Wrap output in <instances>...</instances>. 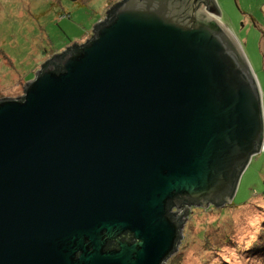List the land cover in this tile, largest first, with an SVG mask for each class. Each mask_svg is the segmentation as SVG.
<instances>
[{
    "label": "water",
    "instance_id": "1",
    "mask_svg": "<svg viewBox=\"0 0 264 264\" xmlns=\"http://www.w3.org/2000/svg\"><path fill=\"white\" fill-rule=\"evenodd\" d=\"M102 12L0 98V264H165L188 206L231 201L259 151L258 81L213 0Z\"/></svg>",
    "mask_w": 264,
    "mask_h": 264
},
{
    "label": "rangeland",
    "instance_id": "2",
    "mask_svg": "<svg viewBox=\"0 0 264 264\" xmlns=\"http://www.w3.org/2000/svg\"><path fill=\"white\" fill-rule=\"evenodd\" d=\"M115 1L0 0V98L22 96L24 82L35 77L41 63L71 41L90 37L93 23L104 19L102 11ZM213 1L254 71L264 127V0ZM235 189L229 205L188 206L181 241L165 264L174 257L173 264H249L247 240L254 239L255 228L250 220L264 219V148L251 155ZM225 226L228 234L222 233ZM251 261L264 264V256Z\"/></svg>",
    "mask_w": 264,
    "mask_h": 264
},
{
    "label": "trees",
    "instance_id": "3",
    "mask_svg": "<svg viewBox=\"0 0 264 264\" xmlns=\"http://www.w3.org/2000/svg\"><path fill=\"white\" fill-rule=\"evenodd\" d=\"M75 1H78V0H75ZM227 204L229 205V203H225V205H227ZM219 206H221V205H219ZM176 207H177V205L174 204V205L170 206V209L175 211ZM250 221H251V223L249 224V226L250 227H255L256 229L254 228V239L250 238L249 240H247V238H246V240L251 243V245H249L247 247L248 248V254H250L249 257L251 259H252L253 256H257V257L261 258V256H264V225L261 226L264 223V219H262V220L259 219L258 221L257 220H250ZM228 229H229V227H227V226L223 227V232L222 233L223 234H228L227 233ZM251 240H253V241H251ZM174 258H172V260H171L172 264L176 260ZM251 259L249 261L246 260L245 262L250 264V262H252Z\"/></svg>",
    "mask_w": 264,
    "mask_h": 264
},
{
    "label": "built area",
    "instance_id": "4",
    "mask_svg": "<svg viewBox=\"0 0 264 264\" xmlns=\"http://www.w3.org/2000/svg\"><path fill=\"white\" fill-rule=\"evenodd\" d=\"M262 138H263L262 139L263 141H261V144H260V148L259 149L264 148V135L262 136Z\"/></svg>",
    "mask_w": 264,
    "mask_h": 264
}]
</instances>
